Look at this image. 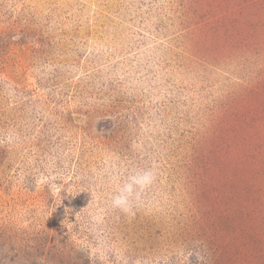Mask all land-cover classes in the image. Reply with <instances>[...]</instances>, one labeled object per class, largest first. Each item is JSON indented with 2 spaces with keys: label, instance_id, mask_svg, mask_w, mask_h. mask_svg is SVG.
<instances>
[{
  "label": "rangeland",
  "instance_id": "rangeland-1",
  "mask_svg": "<svg viewBox=\"0 0 264 264\" xmlns=\"http://www.w3.org/2000/svg\"><path fill=\"white\" fill-rule=\"evenodd\" d=\"M95 228L128 264H264V0H0V264H109Z\"/></svg>",
  "mask_w": 264,
  "mask_h": 264
},
{
  "label": "clouds",
  "instance_id": "clouds-1",
  "mask_svg": "<svg viewBox=\"0 0 264 264\" xmlns=\"http://www.w3.org/2000/svg\"><path fill=\"white\" fill-rule=\"evenodd\" d=\"M5 139L13 142L14 133H7ZM158 182V170L155 166L139 167L129 170L120 180L115 190L109 195L108 208L116 213L133 216L144 204L147 194ZM93 246L97 258L103 262L108 258L109 264H128V261L113 248L102 228L93 229ZM140 264V261H135Z\"/></svg>",
  "mask_w": 264,
  "mask_h": 264
}]
</instances>
